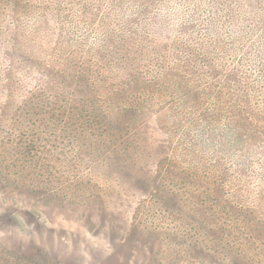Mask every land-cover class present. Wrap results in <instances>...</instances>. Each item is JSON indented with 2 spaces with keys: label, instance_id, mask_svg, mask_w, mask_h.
Segmentation results:
<instances>
[{
  "label": "rangeland",
  "instance_id": "obj_1",
  "mask_svg": "<svg viewBox=\"0 0 264 264\" xmlns=\"http://www.w3.org/2000/svg\"><path fill=\"white\" fill-rule=\"evenodd\" d=\"M45 1L0 60V264H264V129L235 115L264 105V0ZM134 18L152 36L121 57ZM145 51L172 71L121 69Z\"/></svg>",
  "mask_w": 264,
  "mask_h": 264
},
{
  "label": "trees",
  "instance_id": "obj_2",
  "mask_svg": "<svg viewBox=\"0 0 264 264\" xmlns=\"http://www.w3.org/2000/svg\"><path fill=\"white\" fill-rule=\"evenodd\" d=\"M205 1L206 0H178L176 4L180 7H182L183 5L185 8H188L190 6V3L192 2L191 4L192 7H193V3L195 5L199 4V7H200V6H203V4H205L204 3ZM36 2L37 0H0V60L3 58V53H5V49H6L5 46L9 47L11 44H14L21 48V46L19 45V42L25 43L28 40H33L34 38L33 36V31H34L33 30V27H34L33 11L34 9H36V6H37ZM111 2L115 4L114 12H117V10L127 9V11L128 10L140 11L142 14L144 11V5L139 0L138 1L137 0H111ZM45 3L48 6H57V7H61L63 6L62 4H64V2L49 3L48 0H46ZM65 4L67 5V1L65 2ZM71 4H72V7L75 6L74 8H77L79 7V5H81L79 3H76L75 0L72 1ZM151 4L152 3L148 2V6ZM167 4H168V0H162L161 5H160L161 8L164 9L162 13L166 12L170 14L173 8L166 7ZM216 4L218 5L219 3L216 2ZM232 10L234 12L233 11L228 12L230 13L228 14L229 15L228 19L232 18L235 15L237 22H243L244 28H246L247 32H249L251 30V26L245 25V22L249 21L248 18L241 20L239 17L238 8L236 7V8H233ZM5 17H9L10 21L6 22L8 19H6ZM122 19L124 18L122 17ZM130 20L131 19H127L125 21L127 25H132V23H138L141 25L140 26L138 25L136 29L125 28L126 29L125 34L129 37V40L126 38L128 41L127 43L128 50L126 51L123 50L122 52L124 54L120 52L119 54L121 57H124L125 55L127 57H130L126 52L129 53L131 51L130 50L131 44L139 45L140 43H143L145 40H148V36L150 35L152 36L153 28L151 26H144L146 23L145 20H142L139 18H134V20H131V21ZM172 21L175 23L174 19ZM228 23L229 25L231 24V22H228ZM216 25H218L217 22H216ZM116 26H117V21L114 20V22L111 25L110 30L114 31V28ZM144 27L148 28L149 31L143 29ZM129 30H132V32ZM139 30H141L143 34L138 33ZM220 31H218L217 34H219ZM183 33L184 32L176 29V35L178 39H180V41H187L188 39L185 38V36H183ZM144 34L146 35V37L142 39V36ZM114 46H116V44H114ZM184 46L186 47V49H182V52H185L187 53L189 57H192V60H195V62L200 64L201 68L203 69L207 65V61L209 59L207 57L208 54L210 53L211 50L217 47L218 44L217 46H215V43H214V47H213L212 42L207 45L205 40H202V42L194 41L192 42V45L191 43H186ZM153 52L151 53V52L145 51V52L136 53L135 54L136 56H141L140 59L130 58V59L122 60L121 64H123V67L121 69H126L125 66H127V68H129L130 70H134L137 68H151L152 71H154L155 69L157 73L159 72L168 73L172 71V70H169V68L165 65L166 63L163 59L161 61L154 62L153 58L149 57V55H153ZM192 62L194 63V61ZM5 69H6L5 66L0 65V72L5 71ZM90 84L92 85L91 82ZM124 92L126 93V94H123L124 95L123 102L125 105H140L141 99L147 97L149 94L148 89L142 90L137 95H134L133 92H129L128 90H124ZM95 97L97 101L101 102L100 97H97V96ZM235 113H236L235 115L239 117V121H240V123L238 124V127L240 128V131L242 132L240 136L245 137L246 140L251 139L252 132H253L251 130L252 128L255 129L254 133H257L258 131L264 129V105H253V106L251 105V107L250 105H245L243 109ZM257 134L260 138H264V132H261L260 134L257 133ZM260 230H264V227L258 229L259 232H261Z\"/></svg>",
  "mask_w": 264,
  "mask_h": 264
}]
</instances>
